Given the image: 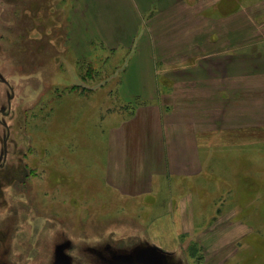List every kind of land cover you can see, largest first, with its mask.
Listing matches in <instances>:
<instances>
[{
	"label": "rangeland",
	"instance_id": "374dc122",
	"mask_svg": "<svg viewBox=\"0 0 264 264\" xmlns=\"http://www.w3.org/2000/svg\"><path fill=\"white\" fill-rule=\"evenodd\" d=\"M91 4L0 0V264H264V2L215 0V33L188 35L215 40L214 158L195 187L148 199L107 184L134 55L92 33ZM183 198L197 234L169 251Z\"/></svg>",
	"mask_w": 264,
	"mask_h": 264
},
{
	"label": "crops",
	"instance_id": "0c3cea01",
	"mask_svg": "<svg viewBox=\"0 0 264 264\" xmlns=\"http://www.w3.org/2000/svg\"><path fill=\"white\" fill-rule=\"evenodd\" d=\"M86 1L92 3V23L98 24L92 33L108 48L124 44L134 55L123 68L117 92L125 106H136L130 113L123 109L109 128L107 184L120 194L147 199L162 190L171 196L187 185L195 187L214 158L208 156L215 146V40L194 41L188 35L215 33V16L204 15L215 0ZM162 16L164 22L175 17L180 23L161 30ZM188 202L183 198L171 206L170 229L178 239H169V251L179 246L181 235L197 234ZM156 231L154 236L161 233ZM213 231L199 232L201 239L208 240Z\"/></svg>",
	"mask_w": 264,
	"mask_h": 264
}]
</instances>
